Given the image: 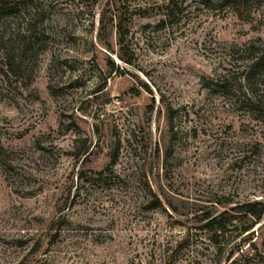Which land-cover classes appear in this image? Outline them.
<instances>
[{
	"label": "rangeland",
	"instance_id": "1",
	"mask_svg": "<svg viewBox=\"0 0 264 264\" xmlns=\"http://www.w3.org/2000/svg\"><path fill=\"white\" fill-rule=\"evenodd\" d=\"M113 1L132 65L106 0L0 21V264H227L249 240L264 264V215L220 253L192 218L264 204V0Z\"/></svg>",
	"mask_w": 264,
	"mask_h": 264
},
{
	"label": "trees",
	"instance_id": "2",
	"mask_svg": "<svg viewBox=\"0 0 264 264\" xmlns=\"http://www.w3.org/2000/svg\"><path fill=\"white\" fill-rule=\"evenodd\" d=\"M13 0H0V21L7 18L8 10H11V2ZM231 3L240 6H247L249 0H229ZM129 18L126 17L125 12L120 10L114 3L113 0H106L102 11L100 13V31L108 30V35L113 33L115 35V44L118 46V51L116 55L119 60L122 62L132 65L133 64V54L130 53L128 48V41L126 40L127 36V24ZM1 39V37H0ZM108 49L113 51V48L110 45H106ZM10 60V56L8 57ZM9 63V61H8ZM12 67V63H9ZM262 65V61L260 59L256 61L251 69L254 70L256 67ZM9 66V67H10ZM10 67V68H11ZM107 67L109 72L111 73H123L124 71L118 67L112 60L107 62ZM19 73V71H18ZM143 88L147 92H151L149 87L142 83ZM257 108H264V99L258 98L256 100ZM169 130L172 129L170 125V120H168ZM113 158L114 155L112 154ZM101 174V172H98ZM219 205L223 207V209L217 213L210 212H201L200 214L193 215L192 218L195 223H201L199 228L204 230L207 234V238L210 242H212L214 248L218 250V252H222L226 249V244L222 243L221 239L223 238L225 231L227 230H237V237H240L244 234L252 233L251 229L254 228L256 224H258L263 215H264V204L261 201L253 200V201H244V202H233L228 198H224L223 201H218ZM168 206H171L169 202H167ZM231 204H234L230 206ZM242 219H245L242 221ZM245 240L242 241L244 243ZM240 245V244H238ZM236 246L237 252L240 250V246ZM249 252L238 253L237 257H234L227 264H250V262L256 264H262L261 262H256L255 257L257 255V247L255 246L254 241H248ZM252 251V252H251ZM232 249L229 250V258L233 256Z\"/></svg>",
	"mask_w": 264,
	"mask_h": 264
}]
</instances>
